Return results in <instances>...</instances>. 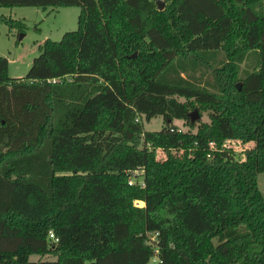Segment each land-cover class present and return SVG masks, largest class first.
I'll list each match as a JSON object with an SVG mask.
<instances>
[{
	"label": "trees",
	"instance_id": "obj_1",
	"mask_svg": "<svg viewBox=\"0 0 264 264\" xmlns=\"http://www.w3.org/2000/svg\"><path fill=\"white\" fill-rule=\"evenodd\" d=\"M163 2L0 0L80 9L0 56V264H264V0Z\"/></svg>",
	"mask_w": 264,
	"mask_h": 264
},
{
	"label": "rangeland",
	"instance_id": "obj_2",
	"mask_svg": "<svg viewBox=\"0 0 264 264\" xmlns=\"http://www.w3.org/2000/svg\"><path fill=\"white\" fill-rule=\"evenodd\" d=\"M79 10L77 6L46 7L45 9L36 6H0V56L8 59V75L12 78L24 77L32 60L39 55L40 45L45 39L58 41L66 31L76 30ZM239 67L241 71L252 69V65L245 61L240 62ZM200 77L204 86L214 80L213 73L208 68L203 69V76ZM239 83L241 81L237 80L236 85ZM194 111L198 112L197 109L190 112ZM200 119L208 121L207 114L203 113ZM141 121L143 129L147 131L159 130L164 124L162 116H155L150 121L144 119ZM173 123L182 130L187 129L182 120L175 119ZM230 146L237 159L243 160L244 153H241L238 144L231 143ZM257 185L264 198V172L258 174ZM137 204L143 205L141 201ZM38 258V255L30 256V260L33 261ZM44 258L53 259L54 257L44 256ZM152 261L154 262L155 259Z\"/></svg>",
	"mask_w": 264,
	"mask_h": 264
},
{
	"label": "water",
	"instance_id": "obj_3",
	"mask_svg": "<svg viewBox=\"0 0 264 264\" xmlns=\"http://www.w3.org/2000/svg\"><path fill=\"white\" fill-rule=\"evenodd\" d=\"M154 1L156 2L157 7H158L159 10H162L164 8L163 0H154ZM237 88L240 90V83L237 84ZM188 116L190 117L191 121H195L199 117L197 111H194L192 113L189 112Z\"/></svg>",
	"mask_w": 264,
	"mask_h": 264
},
{
	"label": "built area",
	"instance_id": "obj_4",
	"mask_svg": "<svg viewBox=\"0 0 264 264\" xmlns=\"http://www.w3.org/2000/svg\"><path fill=\"white\" fill-rule=\"evenodd\" d=\"M230 144H231V143L228 142V143H227V146H230ZM230 147H231V146H230ZM49 237H50L51 239H54L55 241L57 240V239L54 237V234H53L52 232L49 233Z\"/></svg>",
	"mask_w": 264,
	"mask_h": 264
}]
</instances>
